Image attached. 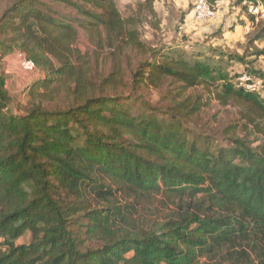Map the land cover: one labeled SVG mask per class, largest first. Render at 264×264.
I'll list each match as a JSON object with an SVG mask.
<instances>
[{"label": "trees", "instance_id": "16d2710c", "mask_svg": "<svg viewBox=\"0 0 264 264\" xmlns=\"http://www.w3.org/2000/svg\"><path fill=\"white\" fill-rule=\"evenodd\" d=\"M244 2L264 0H236L255 24ZM154 3L127 17L115 0H0V264H264V95L239 82H264L248 60L264 47L150 44ZM14 55L39 74L18 108ZM166 84L163 106L136 95ZM191 90L238 109L220 138L200 132Z\"/></svg>", "mask_w": 264, "mask_h": 264}, {"label": "rangeland", "instance_id": "374dc122", "mask_svg": "<svg viewBox=\"0 0 264 264\" xmlns=\"http://www.w3.org/2000/svg\"><path fill=\"white\" fill-rule=\"evenodd\" d=\"M154 7L156 12L158 13V17L161 21L160 28L157 31H153L151 28L149 29H142V37L145 41L150 44L158 45V44H167V45H184V46H193L199 45L207 50L213 49L216 47L218 50L217 52L224 51L226 53H236L243 55L245 53L248 56H251V53H254V47L258 49H262L264 47L263 42L255 43L254 46H250L249 50L247 49L250 40L255 36V33L258 31L256 25L264 20V15L259 16L255 21V24L249 22L250 30L247 32V35H243V38L240 35L235 36L230 34L229 36H224V34H228L230 28L226 31L222 30L221 28L212 27L217 19L218 14L216 17L204 24H200L196 22L193 15L194 10V3L195 0H154ZM118 8L125 16H130L131 9L136 7L138 0H115ZM228 7L225 6L221 8L219 12H223L224 9L227 10L226 15H230L233 9L232 8H239L241 7L236 6V1H232ZM131 7V8H129ZM187 12V16L185 17L184 23H181L182 17L180 11ZM230 12V14H228ZM241 11L239 13V19L243 16H246ZM263 14V13H261ZM243 15V16H242ZM243 21V20H242ZM225 22V21H224ZM230 23L227 21V24ZM248 27V25H247ZM243 33L244 30H243ZM86 42L83 37H81L79 41L78 49L82 51H86ZM20 56L15 59L16 61H11L12 65L6 64L4 65V71L7 73V77L9 76L8 82V89L11 95L14 97V105L18 108L20 107V102L22 101L24 104L27 101H23L22 99V92L23 89L30 83L34 82L37 78H39V74L37 69L33 73H28L22 71L20 67ZM255 56L249 57V61L256 60L254 64V68L262 71L264 73V57L255 59ZM223 68L233 67L236 72L241 73L244 68L240 64H231L228 63L227 59H223L221 62ZM170 89V87L166 84L161 89L155 88H140L136 95L140 96L144 101L151 103L155 106H163L164 101L162 100L166 95V92ZM215 90V89H214ZM202 95V102L206 103V107L203 109V113L201 115V120L198 123V128L200 132L206 135H215L217 138H220L219 134L223 133V131L229 127L231 124H234L236 120H238V109L229 106L224 107L220 104L218 100H216L213 96L204 93L202 90H191L188 91L185 97H195L198 94ZM184 97V98H185ZM211 97V98H210ZM244 132L240 129L238 135L243 136ZM141 209V207H139ZM30 241V236H25L24 238L18 241L19 244H28Z\"/></svg>", "mask_w": 264, "mask_h": 264}, {"label": "built area", "instance_id": "2783aa9c", "mask_svg": "<svg viewBox=\"0 0 264 264\" xmlns=\"http://www.w3.org/2000/svg\"><path fill=\"white\" fill-rule=\"evenodd\" d=\"M232 1L236 0H222L216 5L211 6L208 0H195L193 15L194 19L198 23H208L212 21L218 14L222 6H229ZM244 5H248V14L255 17V21H258V17L264 15V3L249 4L244 2ZM263 13V14H261ZM248 31L250 28H247ZM20 67L22 71L33 73L36 70V66L33 61L28 60L26 57L20 56ZM240 86L246 91L252 93H258L264 95V82L260 78L252 77L249 74L242 72L239 78Z\"/></svg>", "mask_w": 264, "mask_h": 264}, {"label": "crops", "instance_id": "0c3cea01", "mask_svg": "<svg viewBox=\"0 0 264 264\" xmlns=\"http://www.w3.org/2000/svg\"><path fill=\"white\" fill-rule=\"evenodd\" d=\"M224 7H225V5L222 6L221 8H224ZM232 9L233 10L230 11L231 14H230V12L228 13L230 15H226L227 14L226 9H224L223 12H218L219 14L217 16V19L215 20V23L212 25V27L215 26L217 28H221L224 31H226L227 28L228 29L230 28L231 30H229L228 34H224L225 38H226V36H229L230 34L235 35V36H238V35L241 36V34L247 35L248 34L247 28H250L249 27V25H250L249 19L246 16H243L244 14L242 15L243 17L241 19H239L238 17H239V13L241 12V10L239 8H237V9L232 8ZM242 20H243V22L240 23ZM227 21H229L230 23L227 24ZM247 25H248V27H247ZM243 30L245 33H243ZM243 35L239 38H243ZM214 48H216V47H214ZM18 57L19 56L14 55V56H10V57L6 58L5 65L6 64L12 65L11 61H13V62L16 61L15 59H17ZM6 75H7V73H6ZM8 78H9V76H8ZM7 80H8L7 81V85H8L9 79H7Z\"/></svg>", "mask_w": 264, "mask_h": 264}]
</instances>
